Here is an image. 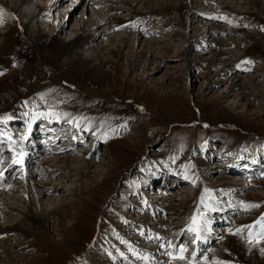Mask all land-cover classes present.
<instances>
[{
  "label": "rangeland",
  "instance_id": "374dc122",
  "mask_svg": "<svg viewBox=\"0 0 264 264\" xmlns=\"http://www.w3.org/2000/svg\"><path fill=\"white\" fill-rule=\"evenodd\" d=\"M192 1L32 0L51 13L40 36H55L60 22L58 40L68 45L81 28L87 35L98 29L99 38L72 56L39 47L0 4V150L8 161L20 156L9 133L21 130L19 143L25 139L30 115L47 135L37 138L41 146L32 139L26 169L0 167L7 204L0 206V256L11 250L0 264H141L129 245L157 264H186L159 250L186 247L191 259L188 229L193 217L209 213L214 195L233 197L234 210L214 225L212 239L199 242L206 250L196 261L264 264V239L249 243L245 235L264 211V0ZM226 37L239 46H224ZM43 115L81 125L84 139L69 135L74 144L59 151L63 139L44 129ZM64 120L56 126L72 129ZM233 158H242L236 170L226 167ZM89 159L94 164L85 166ZM21 167L30 194L15 191ZM36 215L47 221L35 222Z\"/></svg>",
  "mask_w": 264,
  "mask_h": 264
},
{
  "label": "bare ground",
  "instance_id": "6f19581e",
  "mask_svg": "<svg viewBox=\"0 0 264 264\" xmlns=\"http://www.w3.org/2000/svg\"><path fill=\"white\" fill-rule=\"evenodd\" d=\"M32 1V0H31ZM30 1V2H31ZM195 1V0H194ZM192 1V6L193 5H197L198 3L197 2H194ZM225 1V0H223ZM29 1H26V0H0V4L4 5L6 7V5L8 6L9 10L10 8L15 11L14 14L21 19V23L23 25V28L25 29V33L26 35L30 38V40H33L34 38L38 41V44H39V47H44V49L48 48L50 50H53V49H57L58 51H61L62 53H65V54H68L70 56L74 55L79 49L81 48H86V47H90L97 38H99L100 34H99V31L97 28H93L89 31V34L87 35L86 33L88 31H85V29L81 28L80 30L83 31V34L79 35L77 38H75L72 42H70L68 45L67 44H64V43H61L59 40H58V34H59V31L61 30L62 26H61V23L59 22L58 23V31L57 33H55L54 35L55 36H40L38 34L39 32V24L41 23V21L43 20H47L48 19V14H51V13H47V9L41 11V10H38V9H35L31 6L32 3H30ZM124 3V6H128V7H131L132 5H129L127 4V2H123ZM123 5V4H122ZM124 18V17H123ZM193 19L191 18L190 21H192ZM107 21V19H106ZM118 21V20H117ZM124 23V20H120L118 22V25H121ZM2 25V24H0ZM117 25V26H118ZM132 25V24H131ZM103 26V25H102ZM116 26V25H115ZM86 27V26H85ZM89 27V26H88ZM119 27V26H118ZM114 30V27H112ZM103 29V28H102ZM105 29V28H104ZM187 29V27H186ZM56 30V29H55ZM226 31V30H225ZM228 33V32H227ZM36 35H39V37L37 38ZM42 35V34H41ZM232 39L231 37H226L224 40L222 39L221 42H224L225 44L228 43L227 45H224V46H229V45H234V47H238L239 44L237 43L238 41L234 39L233 42H231ZM131 40V39H129ZM135 41V40H134ZM117 42H120L121 44H123L124 46H128V41L126 40V38H121L117 41ZM185 43V42H184ZM131 45V44H130ZM122 46V45H121ZM231 46V47H232ZM43 50V49H42ZM110 53L113 54L114 56L116 55L117 53V56L119 55V52H116L115 50H110ZM107 54V53H106ZM203 59V58H202ZM220 75H218L219 77ZM217 77V78H218ZM27 121V126H26V129L24 130V134H26L24 136L25 139H23L20 143V137H21V134L23 133H20L19 131H17V133L13 132L12 130H10V136L11 138L14 140V142L16 143V146L18 147L17 150L22 154L24 153V156H19V157H16L15 155H12V158L8 161V158H7V152L8 150L6 149V152L3 154L2 153V149L0 150V167L1 169L3 165H7L6 166V169L4 170H18V166L21 164L22 166H24V169H26V166L29 164V162H31V155L32 154V151L31 149L33 148V140H37V138L41 139V137H45L47 136L46 133H44L43 130L42 132H40L39 130H36L38 127V120H39V117L38 116H33V115H30L26 118ZM41 120L42 121V125L44 126V129H48L49 131H52L54 136H61L59 138H62L63 139V147L60 148L59 151H63L64 149H69L73 144H74V141L73 140H70L68 138L69 135H73L75 136L74 140H76V143L83 137H85V132L86 130L81 127V125H77L75 123H71L69 121H65L64 119L62 118H52L51 116H46V115H43L41 116ZM61 120H64V124H69L71 126L72 129H69V130H64L63 127H59V126H56V125H59V123L61 122ZM58 123V124H56ZM42 126V127H43ZM52 127V128H51ZM22 128V127H21ZM19 133V134H18ZM23 135V134H22ZM88 136V134H87ZM92 136L94 137V134L92 133ZM16 138V140H15ZM34 138V139H33ZM54 138V137H53ZM33 139V140H32ZM38 141V140H37ZM43 141V139H42ZM33 142V143H32ZM45 142V141H44ZM39 143V141H38ZM46 144V143H45ZM44 144V145H45ZM39 145L41 146V144L39 143ZM43 147V146H42ZM75 147V145H74ZM2 148V147H0ZM46 150V152L48 151V149L44 148ZM10 151L13 152L15 151V149L13 147H10ZM25 153H26V156H25ZM69 159V158H68ZM67 159V160H68ZM242 158H239V159H232L234 162L233 165L234 167H230V165L226 166V167H229L228 169L230 170H236L238 167L236 164L237 162L241 161ZM22 161L18 166L15 165V163L13 164V161ZM226 160H231L230 158L229 159H226ZM261 159H257L256 162H260ZM104 162V161H102ZM100 162V163H102ZM99 163V164H100ZM27 164V165H26ZM91 164H94V160H87L85 161V166H91ZM220 164V163H219ZM222 164V163H221ZM9 167V168H7ZM47 167V165H46ZM49 168V167H48ZM47 168V169H48ZM20 169V168H19ZM42 169L44 170L45 169V166L42 167ZM46 170V169H45ZM53 169L50 168V170H46V172H52ZM161 170H164L163 168H161ZM6 172V171H5ZM201 172V171H200ZM13 174V173H12ZM165 174H169L168 171L165 170ZM47 175V174H46ZM50 175V174H49ZM18 177L19 180L22 181L21 183V188L20 187H16L15 188V191L18 193V191L20 192H23L25 194H30L31 193V189L29 190V184H27V182L25 181H28V177L27 178H23V170H22V167L20 169V173L19 175H16ZM16 179V177H14ZM177 178V177H175ZM164 179V177H163ZM164 181V180H163ZM8 184V183H7ZM7 184H4L5 186V189L8 188V185ZM12 185V184H11ZM20 185V184H19ZM0 186L2 187L3 186V183H2V176L0 174ZM2 189V188H0ZM4 189V188H3ZM4 189V190H5ZM236 188H234L235 190ZM3 191V190H2ZM33 192V191H32ZM4 193V192H3ZM16 194V193H15ZM215 199H213V201L215 202L214 204H212V202H207L209 204V208L210 209H217L219 210L216 215H220L221 217L219 216H214L213 212L214 210H208V214L207 213H204L205 216L202 215V217L199 219V223L204 225L205 224V221H203L204 219H206V224L205 226L203 227V230L201 231V237L202 239L200 241H206L207 239H212L213 236H215V231L213 232V229L212 228H215L214 225L220 221V220H227L229 219V214L233 213V210H234V198L231 197V199L229 197H227V199H222L219 201L218 197H216V195H214ZM233 198V199H232ZM37 202H39L40 200V197L39 195H36L35 198H34ZM210 200V199H208ZM222 201H226L224 204ZM231 204V206L233 207L232 209H227L229 207V203ZM205 202V201H204ZM2 205H6L7 204L2 200V196L0 195V206ZM216 204V205H215ZM147 205V204H146ZM230 206V208H231ZM238 212H241L238 210ZM243 214H244V211H242ZM215 213V212H214ZM1 214V213H0ZM227 215V216H226ZM242 216V213L240 215V217ZM34 217V216H33ZM212 217V218H211ZM228 217V218H227ZM47 218V217H46ZM44 217V215H36L35 216V222L37 223H44L47 221ZM218 219V220H217ZM173 220V219H172ZM174 220H175V217H174ZM202 221V222H201ZM205 228V229H204ZM210 229V230H209ZM143 230V228L141 229ZM145 230V229H144ZM11 231V230H10ZM12 231L15 232V234H17V236H26L25 233L28 232V230L26 229H23L19 226H16V227H12ZM146 231V230H145ZM145 231H140V234L142 237H145L144 234H145ZM0 232H2V230H0ZM205 232L208 235V237L206 236ZM213 232V233H212ZM24 233V234H23ZM28 235V234H27ZM16 236V235H15ZM156 235H150L149 236V240H154L157 241L159 238L156 236ZM195 236V235H194ZM206 236V237H205ZM17 238V237H16ZM119 238V236H118ZM188 239V238H186ZM159 241V240H158ZM200 241H196V245H192V250L191 251H196L197 253H200V251L202 250H206L204 247V245H201V243H199ZM208 241V240H207ZM149 243V242H148ZM203 244V243H202ZM3 248V247H2ZM4 249V248H3ZM120 249V248H119ZM162 250H159V251H163V253H165V258L167 259V257L169 255H167L168 251L169 252H172L173 255H175L177 253V249L178 247H172L169 243H166V244H163L162 245V248H160ZM128 252L132 253V256L135 257V259L138 260L139 263H144V264H150V261L152 262L151 264H157V260L156 258L153 257V255L147 253V254H144L143 252L142 253H139L138 254V251H135V247L133 245H129L128 247ZM11 250L10 249H7L4 251V253L2 254V256H0V259L2 260V257L5 256V257H9V253ZM121 251V250H120ZM122 252V251H121ZM119 252V253H121ZM156 252H158V250H156ZM118 253V255H119ZM13 256V255H12ZM163 256V254H162ZM19 257V256H18ZM161 257V255H160ZM13 258V257H12ZM0 260V261H1ZM11 260V259H10ZM136 260V261H137ZM15 261V260H13ZM12 261V262H13ZM180 261V260H179ZM2 262V261H1ZM163 262V261H162ZM167 262V261H166ZM135 262H133L134 264ZM161 263V262H160ZM169 262H167L168 264ZM12 264V263H10Z\"/></svg>",
  "mask_w": 264,
  "mask_h": 264
},
{
  "label": "snow or ice",
  "instance_id": "6c2138e0",
  "mask_svg": "<svg viewBox=\"0 0 264 264\" xmlns=\"http://www.w3.org/2000/svg\"><path fill=\"white\" fill-rule=\"evenodd\" d=\"M6 15L5 10L3 7H0V24L4 22V16ZM264 30V29H262ZM250 63V62H249ZM3 73H0L2 75ZM7 119H11V117H7ZM22 161H13V163H21ZM259 205H246V208H251V207H258ZM206 223V221H205ZM259 226L260 232H259V237L260 239H264V216H261L253 225H249L247 227L249 228H255L256 226ZM203 230V225L199 223L197 217L192 218V224L189 227L188 231L193 233L195 235V241H200L202 239L201 237V231ZM241 230H238V232ZM250 239L249 243H251V237L254 236L252 232L249 233ZM193 241V242H195ZM188 249L186 247H180L177 249V253L173 255L172 252H168L167 255L172 257L173 261L180 260V261H185L186 264H199V262L196 261V253L193 252L191 254V259H189L187 256L184 255ZM264 251V249H262ZM204 264H207L208 262V257L204 256L203 257ZM216 264H219V262H216Z\"/></svg>",
  "mask_w": 264,
  "mask_h": 264
}]
</instances>
